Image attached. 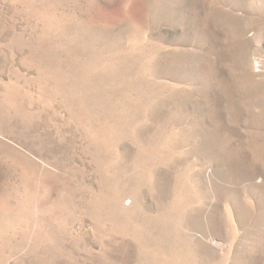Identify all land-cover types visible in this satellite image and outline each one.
I'll list each match as a JSON object with an SVG mask.
<instances>
[{
	"label": "rangeland",
	"instance_id": "1",
	"mask_svg": "<svg viewBox=\"0 0 264 264\" xmlns=\"http://www.w3.org/2000/svg\"><path fill=\"white\" fill-rule=\"evenodd\" d=\"M0 264H264V0H0Z\"/></svg>",
	"mask_w": 264,
	"mask_h": 264
}]
</instances>
